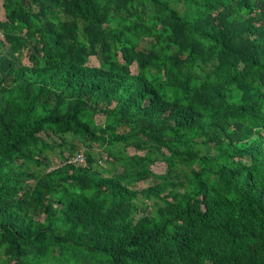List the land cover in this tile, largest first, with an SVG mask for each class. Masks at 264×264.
I'll return each instance as SVG.
<instances>
[{"label": "trees", "instance_id": "1", "mask_svg": "<svg viewBox=\"0 0 264 264\" xmlns=\"http://www.w3.org/2000/svg\"><path fill=\"white\" fill-rule=\"evenodd\" d=\"M2 9L0 264H264V0Z\"/></svg>", "mask_w": 264, "mask_h": 264}, {"label": "rangeland", "instance_id": "2", "mask_svg": "<svg viewBox=\"0 0 264 264\" xmlns=\"http://www.w3.org/2000/svg\"><path fill=\"white\" fill-rule=\"evenodd\" d=\"M2 2H3V0H0V14H1V18L3 19L4 18V13H3V9H2ZM24 60L26 61V59H24ZM99 63H100L99 57H91L90 58L89 65L98 66ZM53 154H54V156L51 155L50 159H51L52 165L55 166V165H58L59 157H58V153L57 152L53 153ZM153 169H154L155 172H158V173L163 170V168H161L160 166H156ZM148 184H149V182L140 183L137 188L141 189V188L147 186Z\"/></svg>", "mask_w": 264, "mask_h": 264}, {"label": "built area", "instance_id": "3", "mask_svg": "<svg viewBox=\"0 0 264 264\" xmlns=\"http://www.w3.org/2000/svg\"><path fill=\"white\" fill-rule=\"evenodd\" d=\"M71 163H73L74 165H81L84 164V157L82 155V153H78L77 155H75L72 160H70Z\"/></svg>", "mask_w": 264, "mask_h": 264}]
</instances>
